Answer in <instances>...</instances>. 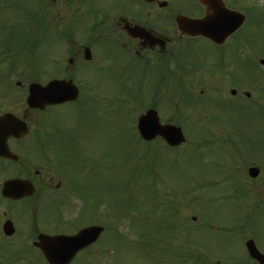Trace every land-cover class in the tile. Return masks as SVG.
Listing matches in <instances>:
<instances>
[{
    "label": "flooded vegetation",
    "instance_id": "1",
    "mask_svg": "<svg viewBox=\"0 0 264 264\" xmlns=\"http://www.w3.org/2000/svg\"><path fill=\"white\" fill-rule=\"evenodd\" d=\"M204 10L199 0H0V114L11 113L27 126L25 132L22 121L13 122L0 131V242L33 247L34 239L48 233L56 215L67 209L80 176L74 166L67 170L55 160L47 125L38 122V110L24 105L32 71H56L63 77L111 61L140 72L145 80L163 70L181 87V96H192V87L207 82L214 88L223 82L235 86L236 31L217 45L184 33L176 23L179 14L199 17ZM209 46L223 47V54L216 57ZM200 50L202 58L197 57ZM78 88L79 93L92 92L83 80ZM228 94L210 97L236 107V88ZM86 99L41 112L77 109ZM238 115L231 130L236 160L213 163L206 180L236 179V243L252 238L264 253V111ZM220 117L218 113L206 125L221 130ZM241 212L245 216L239 227ZM8 221L12 234L4 231Z\"/></svg>",
    "mask_w": 264,
    "mask_h": 264
},
{
    "label": "rangeland",
    "instance_id": "2",
    "mask_svg": "<svg viewBox=\"0 0 264 264\" xmlns=\"http://www.w3.org/2000/svg\"><path fill=\"white\" fill-rule=\"evenodd\" d=\"M225 2L236 10L258 9L264 13V0ZM258 19V13H253V18L247 20L237 35L247 38L248 45L244 39L243 48L236 43V74L240 79L236 85L223 82L214 88L207 82L191 88L196 93L203 89L206 96H223L229 95V89L234 87L239 96L236 104L240 102L243 107L248 105L247 110H241V106L226 108L222 101L207 97L205 102L208 105L205 106L203 117L209 121H213V117L219 113L223 121L233 125L239 112H258L264 109V64L259 63L264 53L251 54L252 51H264V16L259 22ZM251 63L255 64L253 72L260 76L259 79L252 76L247 78L252 74L249 66ZM34 74L39 75L38 72ZM126 77L129 76L122 68L112 65L95 66L78 72L77 78L93 88V92L87 94L85 103L80 105L83 107L77 108L74 113L66 112L62 121L56 120L54 115L58 112L54 113V110L38 116V122L46 124L48 131L62 133L60 143L65 145L64 151L70 152L64 157L70 160L69 164L63 163L64 168H72L73 162L78 169L84 164L80 186L83 188L82 194L87 198L86 203L79 194L73 196L71 206L64 211L63 219L70 221L78 217V213L85 218L82 225L94 221L91 223L106 228L98 243L91 246L88 252L78 254L71 264H81L86 260L91 261L86 264H179L171 257L165 243L170 241L174 250L177 248L176 256H185V251L180 250L184 253L179 254L180 247L176 246L182 240L191 250V257L195 251L200 256L207 255L208 261L214 263L217 258L215 256L235 257L238 250V261L244 262L243 245L238 242L236 246V229L232 228L236 226V216H232L236 212L235 183L209 187L206 180L211 164L233 153L229 146L214 139L212 135V129L216 135L227 130H218L205 124L199 126L196 119L199 120L202 113L200 103L192 104L187 109L180 104L175 112L163 98L154 100L149 84L145 85L148 90L145 89L139 77H129L130 80H127L129 97L133 96V100L129 98L127 112H122L115 93L121 90L120 79L125 80ZM116 82L119 86L113 84ZM158 86L163 93L170 87L163 82L158 83ZM244 91L250 92L248 98ZM261 96L263 102L258 103ZM153 103L159 107L161 120L181 125L186 137L183 145L171 149L165 147L159 139L149 144L134 140L132 134L137 115ZM196 126H199V130ZM221 137L230 140L229 136ZM203 139L208 141L207 145L202 144ZM231 158L234 160L235 156ZM189 196L196 200H191ZM174 202L177 204L175 228L178 226L181 232L170 230L171 216L175 214ZM204 215L209 221L199 229ZM192 216H195L194 220ZM211 225L218 229H213ZM186 226L188 228L184 231ZM195 233L200 235V242L192 236ZM6 247L12 248L7 250ZM14 250L24 251L20 255L21 259L15 258L14 252L11 253ZM0 257L1 264H44L38 251L21 245L19 247L17 242L4 243L0 248ZM225 258L219 260L218 264L236 261V258ZM177 260L184 259L177 257ZM193 260L189 258L183 264H194Z\"/></svg>",
    "mask_w": 264,
    "mask_h": 264
},
{
    "label": "water",
    "instance_id": "3",
    "mask_svg": "<svg viewBox=\"0 0 264 264\" xmlns=\"http://www.w3.org/2000/svg\"><path fill=\"white\" fill-rule=\"evenodd\" d=\"M202 2L211 9V12L203 18L180 17L178 19L180 26L188 32L202 33L216 42H221L235 26L237 28L244 20L241 13L226 9L220 0H202ZM29 90L28 104L37 107H42L50 100L61 102L74 99L77 94L71 81L64 80H53L47 86L32 84ZM4 126L5 124L0 122V128ZM137 128L142 138L146 140L160 135L169 145H176L184 141L180 127L161 124L153 109L147 110L145 114L138 117ZM101 231L102 227L100 226H90L81 229L73 236L43 235L38 237L35 244L40 246L49 264H66L78 249L92 242ZM246 245L250 255L256 258L260 264H264V255L257 251L252 240H248Z\"/></svg>",
    "mask_w": 264,
    "mask_h": 264
}]
</instances>
